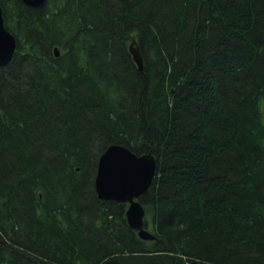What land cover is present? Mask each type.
Listing matches in <instances>:
<instances>
[{"label":"trees","instance_id":"obj_1","mask_svg":"<svg viewBox=\"0 0 264 264\" xmlns=\"http://www.w3.org/2000/svg\"><path fill=\"white\" fill-rule=\"evenodd\" d=\"M0 5V264H264V0ZM114 144L158 160L155 241L98 202Z\"/></svg>","mask_w":264,"mask_h":264},{"label":"water","instance_id":"obj_2","mask_svg":"<svg viewBox=\"0 0 264 264\" xmlns=\"http://www.w3.org/2000/svg\"><path fill=\"white\" fill-rule=\"evenodd\" d=\"M26 6L39 8L46 0H21ZM133 45V44H132ZM130 50L140 72L144 61L138 50ZM16 42L4 23L0 5V65L8 64L15 53ZM55 55L58 49L55 48ZM158 170V160L151 154H136L124 145L114 144L106 148L100 156L95 178V192L100 201L128 204L126 219L131 229L138 232L143 240H155L146 224V210L141 200L149 193ZM1 242V241H0ZM190 264H204L192 260Z\"/></svg>","mask_w":264,"mask_h":264},{"label":"flooded vegetation","instance_id":"obj_3","mask_svg":"<svg viewBox=\"0 0 264 264\" xmlns=\"http://www.w3.org/2000/svg\"><path fill=\"white\" fill-rule=\"evenodd\" d=\"M98 202H103L104 203V201H100L99 199H98ZM125 208L123 209L124 210V213H125V216H126V211H127V209H128V207H129V205L128 204H125ZM126 218V217H125ZM127 221V220H126ZM147 228H148V230L149 231H151V232H153L152 231V228H151V226H150V224L147 222ZM154 233V232H153ZM105 264H107V263H105ZM114 264H116V262H114Z\"/></svg>","mask_w":264,"mask_h":264},{"label":"bare ground","instance_id":"obj_4","mask_svg":"<svg viewBox=\"0 0 264 264\" xmlns=\"http://www.w3.org/2000/svg\"><path fill=\"white\" fill-rule=\"evenodd\" d=\"M12 35H13V34H12ZM13 37H14V35H13ZM14 39H15V37H14ZM15 42H16V40H15ZM16 45H17V43H16ZM131 48L134 49V50H138V48L134 47V45H132ZM15 51H16V48H15ZM138 51H139V50H138ZM139 52H140V51H139ZM14 54H15V53H14ZM59 55H60V52L58 51V55H57V57H58ZM13 57H14V55H13ZM12 60H13V58H12ZM12 60H11V61H12ZM11 61H10V62H11ZM10 62H9V63H10ZM9 63H8V64H9ZM8 64H6V65H8ZM6 65H4V66H6ZM1 66H2V65H1ZM156 175H157V174H156ZM0 241H1V240H0Z\"/></svg>","mask_w":264,"mask_h":264},{"label":"rangeland","instance_id":"obj_5","mask_svg":"<svg viewBox=\"0 0 264 264\" xmlns=\"http://www.w3.org/2000/svg\"><path fill=\"white\" fill-rule=\"evenodd\" d=\"M149 219H150V216H149ZM1 233V232H0ZM2 234V233H1ZM185 260V263L184 264H190L189 261H187V259H184Z\"/></svg>","mask_w":264,"mask_h":264}]
</instances>
